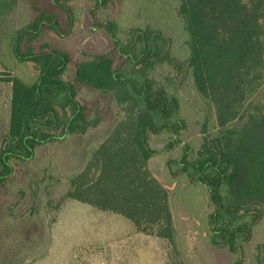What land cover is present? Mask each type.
Wrapping results in <instances>:
<instances>
[{
    "label": "trees",
    "instance_id": "1",
    "mask_svg": "<svg viewBox=\"0 0 264 264\" xmlns=\"http://www.w3.org/2000/svg\"><path fill=\"white\" fill-rule=\"evenodd\" d=\"M87 1L93 27L112 47L78 58L61 45L77 27L75 0H0V82L10 84L0 216L24 197L13 187L41 148L84 135L101 118L113 128L67 177L65 198L118 215L175 249L171 199L180 188L200 201L198 229L209 247L226 252L227 264H264V245L248 247L264 215V0H166L181 23L184 74L212 118L197 144L185 139L179 83L158 78L174 60L170 36L147 23L121 37L119 20L98 13L125 0ZM19 4L27 19L10 28ZM153 140L178 149L166 163L172 188L149 168L158 154Z\"/></svg>",
    "mask_w": 264,
    "mask_h": 264
},
{
    "label": "rangeland",
    "instance_id": "2",
    "mask_svg": "<svg viewBox=\"0 0 264 264\" xmlns=\"http://www.w3.org/2000/svg\"><path fill=\"white\" fill-rule=\"evenodd\" d=\"M90 3L75 0L77 27L61 43L78 58L106 52L112 47L109 36L93 27ZM98 14L102 21L108 16L118 19L121 37H126L130 30H144L147 23L170 36L174 60L163 63L158 78L164 83L169 78L179 83L178 94L187 120L185 139L197 144L202 138V123L209 125L212 118L184 74L187 49L181 23L170 3L125 0ZM27 16L28 10L19 4L10 17V28L19 27ZM2 74L0 66V77ZM100 98L107 102L104 96ZM9 101L10 84L0 82V142L7 132ZM97 121L84 135L64 137L41 148L34 160L23 166L24 178L17 181L12 191L14 197L19 193L24 197L15 211L10 208L5 210L7 215L0 216V264H227L226 252L209 247L198 229L200 201L193 193L176 188L171 199L177 231L175 249L163 239L137 232L128 220L118 215L64 197L67 177L83 168L90 150L109 135L114 125L101 118ZM152 144L158 154L149 161V168L171 186L166 163L177 157L178 149L166 150L158 140ZM206 213L204 209L202 214ZM259 244L264 245V215L254 226L248 247L252 249Z\"/></svg>",
    "mask_w": 264,
    "mask_h": 264
}]
</instances>
